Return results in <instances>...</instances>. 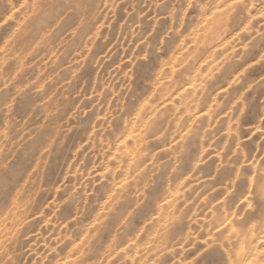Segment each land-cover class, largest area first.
<instances>
[{
    "label": "rangeland",
    "instance_id": "374dc122",
    "mask_svg": "<svg viewBox=\"0 0 264 264\" xmlns=\"http://www.w3.org/2000/svg\"><path fill=\"white\" fill-rule=\"evenodd\" d=\"M0 264H264V0H0Z\"/></svg>",
    "mask_w": 264,
    "mask_h": 264
},
{
    "label": "bare ground",
    "instance_id": "6f19581e",
    "mask_svg": "<svg viewBox=\"0 0 264 264\" xmlns=\"http://www.w3.org/2000/svg\"><path fill=\"white\" fill-rule=\"evenodd\" d=\"M226 222V221H225ZM224 224V223H223Z\"/></svg>",
    "mask_w": 264,
    "mask_h": 264
}]
</instances>
